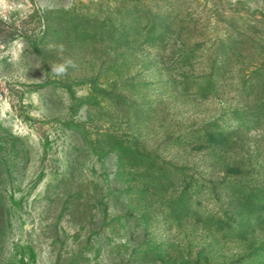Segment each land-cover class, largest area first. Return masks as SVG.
<instances>
[{
	"label": "rangeland",
	"instance_id": "obj_1",
	"mask_svg": "<svg viewBox=\"0 0 264 264\" xmlns=\"http://www.w3.org/2000/svg\"><path fill=\"white\" fill-rule=\"evenodd\" d=\"M0 264H264V0H0Z\"/></svg>",
	"mask_w": 264,
	"mask_h": 264
},
{
	"label": "clouds",
	"instance_id": "obj_2",
	"mask_svg": "<svg viewBox=\"0 0 264 264\" xmlns=\"http://www.w3.org/2000/svg\"><path fill=\"white\" fill-rule=\"evenodd\" d=\"M71 64H72V62L68 61L67 64L54 66L53 67V71L58 73V74H62L63 72H65L67 65H71Z\"/></svg>",
	"mask_w": 264,
	"mask_h": 264
}]
</instances>
